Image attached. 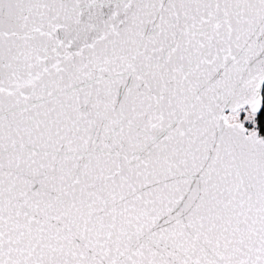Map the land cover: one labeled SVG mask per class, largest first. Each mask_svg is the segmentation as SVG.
Wrapping results in <instances>:
<instances>
[{
    "label": "snow or ice",
    "instance_id": "1",
    "mask_svg": "<svg viewBox=\"0 0 264 264\" xmlns=\"http://www.w3.org/2000/svg\"><path fill=\"white\" fill-rule=\"evenodd\" d=\"M0 264H264V0H0Z\"/></svg>",
    "mask_w": 264,
    "mask_h": 264
}]
</instances>
